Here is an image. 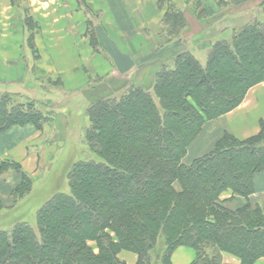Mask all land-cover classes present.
<instances>
[{"label": "trees", "instance_id": "16d2710c", "mask_svg": "<svg viewBox=\"0 0 264 264\" xmlns=\"http://www.w3.org/2000/svg\"><path fill=\"white\" fill-rule=\"evenodd\" d=\"M24 1L10 0L17 7ZM167 3L165 27L182 41L184 11L176 0ZM252 22L233 29L231 41L210 43L205 67L180 52L150 87L133 85L119 99L88 91V157L69 168V192L52 196L35 226L0 229V264H126L123 251L137 255L136 264H171L180 247L195 252L192 264H225L223 254L239 264L264 259L262 208L230 204L255 193L254 178L264 171V126L246 140L225 133L208 154L185 160L208 122L264 83V21ZM40 86L51 93L61 82ZM35 108L0 94V134L27 125L42 130L53 116ZM10 171L18 180L12 205L0 201V219L34 190V178L19 164L3 162L0 173Z\"/></svg>", "mask_w": 264, "mask_h": 264}, {"label": "crops", "instance_id": "0c3cea01", "mask_svg": "<svg viewBox=\"0 0 264 264\" xmlns=\"http://www.w3.org/2000/svg\"><path fill=\"white\" fill-rule=\"evenodd\" d=\"M185 1L188 4L192 0ZM224 1L239 4L238 14L244 13L242 16L255 13L258 8L264 12V0H257L258 5H248L256 0ZM164 14L165 10L158 6L157 0H25L21 7L13 6L10 0H0V94L27 98L37 104H41V97L46 104L42 93L48 91L40 84L48 79L51 83L61 82L58 91L63 89L64 98L70 94H83L86 101L88 91L76 83L84 81L86 75L92 80L100 79L95 62L100 59L111 62L107 75L112 80L120 78L123 82L144 87L164 65L162 56L142 62L156 50L152 38L163 36L160 28ZM26 19L29 25H26ZM259 19L262 21L264 16ZM205 35L197 33L188 37V43L196 49L197 44L205 40ZM93 39H96L95 45ZM194 49L188 51L196 58ZM197 51L206 56L204 48ZM121 88L109 91L107 95ZM62 103L58 107L64 106L65 102ZM58 112L57 118L54 111L51 112L54 119L68 123L67 117ZM52 123L42 130L27 125L0 134V166L3 162L13 161L30 176L38 175L52 158L53 150L50 149L53 146L49 144L55 134ZM262 126L264 83L250 89L234 111L208 122L190 146L185 160L190 163L208 154L225 133L246 140L258 135ZM17 180L15 172L0 173V201L5 207L12 205L11 193ZM254 183L255 193L249 198L236 196L230 202L233 208L252 204L260 206L264 212V171L255 176ZM230 198L231 194H225L224 199ZM119 257L126 264H136L138 259L137 255L126 251ZM194 259L192 249L180 247L173 253L171 264H192ZM223 263L239 264V261L224 254ZM256 264H264V259Z\"/></svg>", "mask_w": 264, "mask_h": 264}, {"label": "rangeland", "instance_id": "374dc122", "mask_svg": "<svg viewBox=\"0 0 264 264\" xmlns=\"http://www.w3.org/2000/svg\"><path fill=\"white\" fill-rule=\"evenodd\" d=\"M176 2L180 5V9L184 11L183 14L185 15L187 23V27L183 30L181 35L182 41L180 38L176 39L175 37L170 36L168 34V29L165 27L166 10L168 9L167 0L163 1L164 5L162 3L159 4L158 2V6L165 10L162 26L160 28L163 36L160 38H152L153 49L156 48V50L151 57L145 58L142 62L162 56L164 58H162L164 63L168 62L171 66L180 52H189L188 49H194L192 48V44L190 45V43H188L190 40L188 37H192L197 33H205V40H202V42L205 43L201 42V44H197L196 49H194V54H196L197 60H200L201 62H199L201 65L205 67L208 59V47H210V41L212 44L223 40L231 41L233 29L242 28L243 26L250 24L252 21H261L259 17L264 16V12H261L260 8L257 9V14H255L256 12H252L245 14L246 16H242L244 13L238 14L240 12L239 9H241L239 4H236L235 2H226L224 0H192L191 3H188L187 5L185 4L187 3L185 0H176ZM196 2H198V4ZM254 3L258 5L259 2L257 0L252 1L249 2L248 5ZM198 48H204L206 51L204 53H206L207 58L206 56L203 57L204 54L199 55L197 51ZM95 62L98 63V74L100 79L92 80L91 77L86 75L84 81L81 80L76 83L77 86L79 83L80 85H83L86 88V91H89L90 94L93 93V95H97L100 93L101 96L108 97L107 94L109 91H115L126 83L120 78L112 80L107 75V71L112 65L110 64L111 62L105 61L104 59H100V61L95 60ZM124 86L123 89L116 92L118 99L129 87L133 86V84L127 82ZM150 86H152V82L149 83L148 81L144 88ZM61 90L62 91L56 90L51 93L47 92L45 94L43 92V99L46 100V104L41 97V104H37L36 102L32 103V101L27 98L15 97L16 104H32L36 107L35 109L37 111L43 114V116H51V112L54 111L53 114H55L56 117V115L59 114L58 111H60L65 117H67L68 123H60L58 119H54V116L52 117L53 120L48 121L49 123L53 122L52 130L55 133L50 138L53 139L49 142V144L53 146L50 149L51 151L53 150L52 158L49 163L42 168L39 174L33 177V192L20 202L15 209L10 210L5 218L0 219V229H7L9 225L17 222H27L30 225L35 226L37 211L55 194L69 192L66 176L69 168L74 163L85 160L88 157L89 152L83 142L84 131L88 127L86 117L88 99L86 98L85 101L83 94H70L69 97L64 98L63 96H65V92L63 89ZM85 96L87 95L85 94ZM62 102H65L64 106L58 107ZM68 107L70 110H66ZM54 147H56V149H54Z\"/></svg>", "mask_w": 264, "mask_h": 264}]
</instances>
